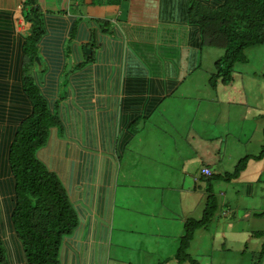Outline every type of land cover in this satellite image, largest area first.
<instances>
[{"label":"crops","instance_id":"0c3cea01","mask_svg":"<svg viewBox=\"0 0 264 264\" xmlns=\"http://www.w3.org/2000/svg\"><path fill=\"white\" fill-rule=\"evenodd\" d=\"M224 1L38 0L64 24L66 66L78 69L58 76L51 107L59 125L37 151L77 216L62 239L68 258L60 264H188L175 259L184 222L201 217L218 187L226 190L220 208L196 232L190 256L197 240L196 254L210 255L215 240L226 239L219 233L225 227L229 234L242 229L237 240L256 237L250 221L264 216V158L249 160L236 179L215 180L223 186L207 180L232 172L263 145L264 96L254 107L244 84L210 86V64L222 56L205 68L208 46L189 19L192 2ZM0 8L8 9L3 0ZM84 54L92 61L84 64ZM3 180L0 239L8 264H27L9 222L13 188H2ZM230 217L239 222L226 224Z\"/></svg>","mask_w":264,"mask_h":264},{"label":"trees","instance_id":"16d2710c","mask_svg":"<svg viewBox=\"0 0 264 264\" xmlns=\"http://www.w3.org/2000/svg\"><path fill=\"white\" fill-rule=\"evenodd\" d=\"M3 1L8 9L0 8V178L5 182L1 186L13 188L9 222L27 264H60L59 260L68 258L62 239L76 228L77 216L56 176L37 158V151L46 143L50 130L59 125L51 107L58 76L61 72L75 74L78 69L66 66L70 51L61 48L65 29L56 16L43 12L38 0ZM16 5L29 25L23 35L16 31ZM189 19L197 25L202 44L224 51L210 75L211 87L231 83L235 65L247 61L245 51L264 46V0H225L219 7L192 2ZM83 57L84 64L92 61V54ZM42 62L45 68L38 76L32 70ZM263 158L264 128L257 155H247L232 172L207 180L231 181L238 178L249 160ZM217 209L216 198L209 193L201 217L185 220L175 255L178 263L199 264L189 249L196 232L209 227ZM253 235L263 238L257 254L263 258L264 231ZM5 253L0 239V264H8Z\"/></svg>","mask_w":264,"mask_h":264},{"label":"rangeland","instance_id":"374dc122","mask_svg":"<svg viewBox=\"0 0 264 264\" xmlns=\"http://www.w3.org/2000/svg\"><path fill=\"white\" fill-rule=\"evenodd\" d=\"M16 13V26L18 31H23L26 29L27 24L24 23L22 15H21V7H15ZM205 53L203 55L205 68L207 65V62L212 61L213 59H216L219 56H223V49H218L214 47H205L204 48ZM248 65L243 63H238L234 67V73H233V80L231 83L235 80V87L241 88V85H245V90L247 94L251 95V106L257 107L260 102V98L264 96V46H254L250 47L245 51ZM221 58V57H220ZM45 64L42 62V64L37 63L35 66V72L38 76L42 75V70H44ZM246 68V69H244ZM212 72H214V68H210ZM68 77V74H64L62 76V80ZM64 82V81H63ZM230 84V83H229ZM64 88V87H61ZM253 112V111H251ZM234 133V132H233ZM263 136V132H262ZM261 148H253L251 147L248 151V153H259ZM218 183H221L219 181H212V185H216ZM225 182L221 183V186L225 185ZM264 188V187H263ZM213 192L216 194L215 198L218 205V210L220 208V197L222 194L220 192L225 193L226 190L223 187L214 188ZM230 193V192H227ZM258 202V199L255 201ZM218 212V211H217ZM250 224L252 225L254 222L257 223V226L259 230L257 231H264V216L258 217V219L253 220V217H251ZM239 222L237 217L235 218H227L226 224L231 225V223ZM233 226V225H231ZM242 229L240 227H235L233 229V233H230V229H222L219 231V233L225 234V240L222 239H216L214 243L213 251L210 255L207 256H198L196 254L197 249L200 246L199 241H195V243L192 245L193 248V258H195L199 264H264V257L259 258L258 252L261 250V242L263 241L262 238L259 237H250V238H244V239H236L235 236L240 233ZM255 230V231H256ZM219 240H221L222 243H219ZM242 245V246H241ZM243 250L241 253L240 251ZM122 259V257H120Z\"/></svg>","mask_w":264,"mask_h":264},{"label":"built area","instance_id":"2783aa9c","mask_svg":"<svg viewBox=\"0 0 264 264\" xmlns=\"http://www.w3.org/2000/svg\"><path fill=\"white\" fill-rule=\"evenodd\" d=\"M201 173L204 174L205 176L211 175V171L208 168H202Z\"/></svg>","mask_w":264,"mask_h":264},{"label":"water","instance_id":"95a60500","mask_svg":"<svg viewBox=\"0 0 264 264\" xmlns=\"http://www.w3.org/2000/svg\"><path fill=\"white\" fill-rule=\"evenodd\" d=\"M36 60H38V58H36Z\"/></svg>","mask_w":264,"mask_h":264}]
</instances>
